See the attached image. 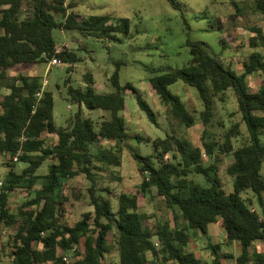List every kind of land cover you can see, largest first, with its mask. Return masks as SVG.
Segmentation results:
<instances>
[{
    "label": "trees",
    "instance_id": "obj_1",
    "mask_svg": "<svg viewBox=\"0 0 264 264\" xmlns=\"http://www.w3.org/2000/svg\"><path fill=\"white\" fill-rule=\"evenodd\" d=\"M169 1L180 8L176 0ZM25 5L32 13L22 19ZM255 7L264 12V0H257ZM67 11L62 0H0V85L18 65L54 59L70 67L78 63L76 52L57 51L55 30L80 31L86 36L112 41H120L119 35L124 38L130 35L128 18L83 19ZM60 13L65 16L64 22H58L55 17ZM252 32L255 35L249 43L253 51L243 62L242 73L211 56L202 43L188 41L192 56L188 66L149 78L161 104L180 125L190 128L196 120L181 96L171 90L172 86L182 82L195 88L204 107L203 147L195 148L187 140L169 134L152 142L154 154H132L139 162L141 193L155 190L170 208L180 212L185 222L182 228L172 229L168 224L151 227L148 217L140 211L139 196L116 194L109 188L103 195L98 190L95 171L99 156L93 147L107 151L103 145L109 143L120 152L126 147L129 134L124 112L128 91L133 93L148 119L158 125L156 111L139 90L130 82L121 84L122 62L116 63L110 78L114 90L109 93L96 91L91 73L86 75L85 89L73 87L68 78L70 100L79 106V112L67 127L59 128L55 124L53 93L43 92L38 96L42 91L38 77L20 75L13 80L8 85L10 93L0 102V155L7 158L9 168L16 159L27 164L22 173L10 169L0 186V239L4 229L12 230L3 250L10 251L13 264H167L170 261L204 264L190 250V243L198 233L208 235L210 224H220L229 243L241 244L237 264H264V85L252 91L249 83L251 75H264V34L259 29ZM230 97L235 100V114L241 120L225 133L224 142L209 140L207 127L215 116L216 99L226 102ZM83 107L105 111L110 118L97 128L91 118L83 116ZM242 123L247 136L237 147L236 140L244 135ZM48 137L56 141L48 145ZM228 155L233 158L227 168L233 192L225 190L219 174V164ZM204 156L211 160L209 166L203 164ZM47 160L53 163L41 177L37 172ZM191 171L204 176L208 186L189 180ZM79 176L91 182L88 196L94 210L69 226L60 220L63 211L60 190L68 180ZM41 178L44 180L41 188L32 193ZM18 190L34 195L13 212L10 197ZM247 192L257 197L261 213L244 199ZM113 198L117 200V210ZM111 234L117 240V263L107 260ZM258 243L263 250L258 249ZM209 249L213 257L211 264H226L235 259L231 254H221L218 244H210ZM68 256L66 262L64 258Z\"/></svg>",
    "mask_w": 264,
    "mask_h": 264
},
{
    "label": "rangeland",
    "instance_id": "obj_2",
    "mask_svg": "<svg viewBox=\"0 0 264 264\" xmlns=\"http://www.w3.org/2000/svg\"><path fill=\"white\" fill-rule=\"evenodd\" d=\"M68 8L67 13H75L83 19L90 16H111L113 21L128 18L131 20L129 37L118 36L120 41L98 39L86 36L80 31L55 30L54 36L57 49L74 51L80 61L72 67L68 64L55 65L53 60L37 64H23L14 67L8 73V78L0 85V102L10 93L8 85L20 75L36 76L40 79L43 92L53 93L55 100L54 121L57 127H67L70 119L79 112V106L73 104L68 93V84L75 88L85 89L86 75L91 73L95 80L98 93H109L114 90L111 76L116 70V63L122 62L120 68V81L122 85L132 83L143 97L150 103L157 113L158 125H154L147 115L140 109L133 93L125 94L127 107L124 116L127 121L129 140L122 152L113 144L105 143L103 151L99 146L93 150L98 154L96 159V176L98 190L106 194V189L116 194L127 193L139 196L140 211L148 217L147 223L154 227L156 224H168L172 229L182 228L185 222L176 208H170L165 200L157 195L155 190L147 194L141 193L142 175L139 171V162L132 154L151 155L155 153L153 141L175 135L187 140L193 147H203L202 136L204 125L201 112L204 107L195 88L178 82L171 90L181 96L189 111L195 117L193 127L180 125L170 114L168 108L161 104L160 99L149 83V78L174 69H180L190 64L192 56L187 47L188 41L200 42L207 52L220 58L238 73L244 71L243 62L253 51L249 40L259 29L264 34V12L255 7L257 0H176L180 8H175L169 0H62ZM71 6V7H70ZM240 11H239V10ZM29 6L25 5L21 18L31 15ZM58 22H64L63 14H55ZM221 27L222 29H218ZM264 53V49H263ZM71 68V71H70ZM21 83V82H20ZM252 91H257L264 85V75L254 74L249 77ZM236 103L230 97L226 102L219 98L215 102V116L207 127L209 140L224 142L225 133L231 126L239 122L241 117L235 114ZM83 116L91 118L97 128L101 122L110 118V114L102 110L90 111L82 108ZM242 133L236 140L238 147L240 141L247 136V128L242 123ZM143 138L139 140L138 137ZM150 140V142H147ZM48 145L56 141L53 137L46 139ZM264 141V134H263ZM99 147V148H98ZM107 152V153H105ZM172 160L171 154L168 155ZM231 155L225 156L219 164L220 177L227 192H233V181L228 175L227 168L232 163ZM53 163L47 160L38 170L43 177L49 172ZM203 164L209 166L211 160L204 156ZM27 164L15 161L12 167L7 165V158L0 155V181H4L10 169L22 173ZM264 175V168H263ZM189 180L202 186H208L204 176L191 171ZM44 180L41 178L34 187V193L40 189ZM91 182L85 176L68 180L60 190L62 209L60 220L63 224L74 226L83 215L93 212L88 189ZM75 192V193H74ZM31 193V194H32ZM27 191L18 190L10 197L9 206L13 212L26 203L33 195ZM77 194V195H75ZM66 196V198L64 197ZM107 196V195H106ZM251 207L261 213L257 197L252 192L243 194ZM114 209L117 210V200L112 199ZM11 229H4L0 239V264H13L9 250L3 246L9 239ZM210 244L221 246V254H231L235 259L226 264H237L236 258L241 255L242 248L239 242L229 243L219 224H210L208 235L198 233L193 236L190 250L201 259L204 264L212 263ZM110 252L107 260L117 263L119 260L118 245L114 234L109 238ZM263 250L261 243L257 244ZM152 258V255H148ZM70 259V256H68ZM167 264H178L170 261Z\"/></svg>",
    "mask_w": 264,
    "mask_h": 264
},
{
    "label": "built area",
    "instance_id": "obj_3",
    "mask_svg": "<svg viewBox=\"0 0 264 264\" xmlns=\"http://www.w3.org/2000/svg\"><path fill=\"white\" fill-rule=\"evenodd\" d=\"M57 51L58 52H60L58 49H57ZM53 64H55V65H62L63 64V62L61 61V60H58V59H54L53 61ZM66 65V64H65ZM41 94H38V96H40ZM18 159H16V161H17ZM2 185V181H0V186ZM64 260L66 261V262H68V258L67 257H65L64 258Z\"/></svg>",
    "mask_w": 264,
    "mask_h": 264
},
{
    "label": "crops",
    "instance_id": "obj_4",
    "mask_svg": "<svg viewBox=\"0 0 264 264\" xmlns=\"http://www.w3.org/2000/svg\"><path fill=\"white\" fill-rule=\"evenodd\" d=\"M220 225V224H219ZM0 262H1V260H0Z\"/></svg>",
    "mask_w": 264,
    "mask_h": 264
}]
</instances>
